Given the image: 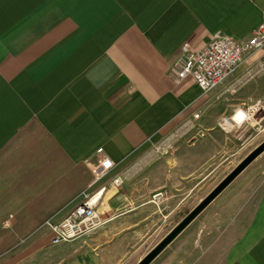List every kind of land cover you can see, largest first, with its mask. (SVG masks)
<instances>
[{
  "label": "crops",
  "instance_id": "obj_1",
  "mask_svg": "<svg viewBox=\"0 0 264 264\" xmlns=\"http://www.w3.org/2000/svg\"><path fill=\"white\" fill-rule=\"evenodd\" d=\"M263 19L264 0H0V264H120L156 207L216 155L232 126L219 122L228 89L264 57L205 93L172 72L182 45L201 48L217 32L247 39ZM190 119L189 137L153 152ZM100 147L117 163L94 184L107 185L101 225L52 244L38 227L83 200ZM115 174L122 186L111 185ZM254 178L194 219L184 264H264V170Z\"/></svg>",
  "mask_w": 264,
  "mask_h": 264
},
{
  "label": "rangeland",
  "instance_id": "obj_2",
  "mask_svg": "<svg viewBox=\"0 0 264 264\" xmlns=\"http://www.w3.org/2000/svg\"><path fill=\"white\" fill-rule=\"evenodd\" d=\"M238 74H242V68L238 71L237 76H239ZM239 80L238 85L234 89H228L229 93L227 99L223 100L222 108L224 109L222 112L224 118L219 121L220 125L222 126L223 123L228 121L232 123V126L225 130L223 144H220L216 155L205 163V169L202 174L191 180L192 183L189 184L190 188L188 190L183 192L180 191L177 195L170 193L169 195L172 196L169 198L168 202L162 204V207H156L157 210L154 212L152 226L147 229L145 235H139V238L134 240L133 245H128L129 250L124 252L120 264H137L251 151L264 141L263 60L262 62H256L250 66L246 70L245 77H240ZM238 96H243L242 105L236 107L234 110L230 108L225 110L231 101H236ZM239 110L248 113L245 121L240 124L234 120V116ZM202 134L203 132L201 131V134L196 136L199 137ZM189 136L190 135L185 136L184 139ZM192 136L193 135H191V137ZM197 137L190 139L192 141ZM262 170H264V151L240 175H238L228 187L238 185L244 186L255 179L254 177ZM225 189L222 191L223 194H219L218 198L225 195ZM164 196L165 194L162 192L159 198ZM195 223L196 222L193 220L151 264H184L181 258L184 253L183 249L185 250V256H192L190 253H192L193 250V235L198 229ZM44 230L45 228H42L41 233L45 235L48 234L45 232L46 230ZM185 264L193 263L192 260L188 258Z\"/></svg>",
  "mask_w": 264,
  "mask_h": 264
},
{
  "label": "built area",
  "instance_id": "obj_3",
  "mask_svg": "<svg viewBox=\"0 0 264 264\" xmlns=\"http://www.w3.org/2000/svg\"><path fill=\"white\" fill-rule=\"evenodd\" d=\"M259 51H264V19L253 29L247 39H238L226 33L217 32L201 48L194 47L191 42L186 41L180 49L172 72L178 80L191 77L203 92L207 93L224 83L244 62ZM262 60L264 62V57ZM200 117L201 112L193 113V119L198 120ZM244 121L245 119L242 122ZM195 126L192 119L187 120L179 130L156 145L153 152L165 153L180 139H184ZM96 156L97 162L93 168L95 179L82 192L83 200L62 220L54 221L48 218L39 226V229L45 228L50 232L52 244L71 242L90 235L101 225L97 206L107 185L98 189L93 187L95 183L105 178L117 163L103 147L97 149ZM110 183L116 187L122 186L124 177L121 174H115Z\"/></svg>",
  "mask_w": 264,
  "mask_h": 264
},
{
  "label": "water",
  "instance_id": "obj_4",
  "mask_svg": "<svg viewBox=\"0 0 264 264\" xmlns=\"http://www.w3.org/2000/svg\"><path fill=\"white\" fill-rule=\"evenodd\" d=\"M264 141L251 151L195 208H193L150 252L137 264H151L153 260L262 152ZM161 195H157V198Z\"/></svg>",
  "mask_w": 264,
  "mask_h": 264
},
{
  "label": "bare ground",
  "instance_id": "obj_5",
  "mask_svg": "<svg viewBox=\"0 0 264 264\" xmlns=\"http://www.w3.org/2000/svg\"><path fill=\"white\" fill-rule=\"evenodd\" d=\"M248 116V113H246L245 111L239 110L238 113L236 114V118L237 120H244L246 117Z\"/></svg>",
  "mask_w": 264,
  "mask_h": 264
}]
</instances>
